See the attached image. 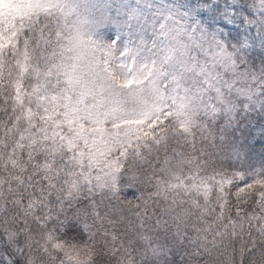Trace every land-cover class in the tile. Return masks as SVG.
Masks as SVG:
<instances>
[{
    "label": "snow or ice",
    "instance_id": "snow-or-ice-1",
    "mask_svg": "<svg viewBox=\"0 0 264 264\" xmlns=\"http://www.w3.org/2000/svg\"><path fill=\"white\" fill-rule=\"evenodd\" d=\"M0 264H264V0H0Z\"/></svg>",
    "mask_w": 264,
    "mask_h": 264
}]
</instances>
